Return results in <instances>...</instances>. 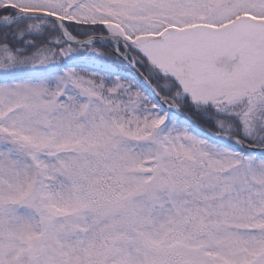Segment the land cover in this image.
<instances>
[{
  "label": "snow or ice",
  "instance_id": "1",
  "mask_svg": "<svg viewBox=\"0 0 264 264\" xmlns=\"http://www.w3.org/2000/svg\"><path fill=\"white\" fill-rule=\"evenodd\" d=\"M0 264H264V0H0Z\"/></svg>",
  "mask_w": 264,
  "mask_h": 264
}]
</instances>
